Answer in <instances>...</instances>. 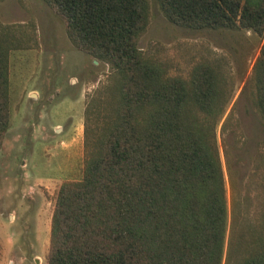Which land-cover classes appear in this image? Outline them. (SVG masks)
<instances>
[{
    "label": "trees",
    "instance_id": "16d2710c",
    "mask_svg": "<svg viewBox=\"0 0 264 264\" xmlns=\"http://www.w3.org/2000/svg\"><path fill=\"white\" fill-rule=\"evenodd\" d=\"M44 1L73 45L113 72L86 107L82 176L56 191L47 264H264V185L250 216V194L237 190L225 151L227 199L216 126L232 90L220 72L198 64L187 77L171 74L139 47L149 0ZM157 2L184 27L264 36V0ZM9 42L0 31V144L10 117ZM251 81L264 120V38ZM100 107L102 124L92 125Z\"/></svg>",
    "mask_w": 264,
    "mask_h": 264
},
{
    "label": "rangeland",
    "instance_id": "374dc122",
    "mask_svg": "<svg viewBox=\"0 0 264 264\" xmlns=\"http://www.w3.org/2000/svg\"><path fill=\"white\" fill-rule=\"evenodd\" d=\"M0 31L10 38V117L0 144V264H47L56 191L82 176L86 107L97 89H109L113 72L73 45L63 19L44 0H0ZM263 38L251 29L178 25L149 0L138 40L168 73L187 77L193 66L209 64L220 72L224 89L232 90L216 126L217 144L227 199L225 151L237 190L250 194V216L264 185V120L251 81ZM99 109L89 117L92 125L102 124Z\"/></svg>",
    "mask_w": 264,
    "mask_h": 264
}]
</instances>
